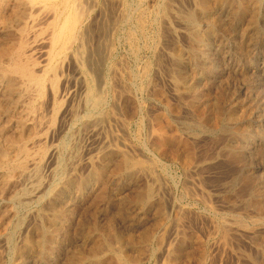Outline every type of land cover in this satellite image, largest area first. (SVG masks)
<instances>
[{
    "label": "bare ground",
    "instance_id": "bare-ground-1",
    "mask_svg": "<svg viewBox=\"0 0 264 264\" xmlns=\"http://www.w3.org/2000/svg\"><path fill=\"white\" fill-rule=\"evenodd\" d=\"M259 1L260 0H195V2H194L195 3V9H191V7H190V9H186L185 7H184L185 9H183L178 4L179 2L177 3V0H161L158 3L157 9H155L156 10V16L159 18L158 24H157L158 25L157 26L158 27V31H157L158 37H157V39L155 38L156 42L157 43L159 42L158 44H160V43L162 44V42H160L162 38L165 39V37H163V32L166 28H168L165 26V22L171 23L175 17L174 15H178L181 18L185 19V21L186 20L189 21L191 26H192V27L191 26L188 27L189 29L187 28V30L189 31L188 34L191 37V39L193 40L192 43H190V41H189L190 44L188 46H186L185 50H182L183 48L180 46V47H178V49H176V51L170 53L171 55H173V61H172L173 67H169V69L166 70L167 74L170 77L169 79H171L170 81H172V84L174 86L172 90L176 91V92L175 91H173V92H175L176 94L178 93V95H180V98H179L180 102H183V101H184L183 103L188 102L190 104V107L196 106V105H194V103L196 102V103H198V106H200L199 103H201V102H197V101H200V98H201L200 96L203 93L202 92L203 88H202L201 84L199 83L200 81L197 80L196 75L198 73H200V75H205V74H208L209 72H213V71H215V73L217 72L216 71L217 66H215L213 64V62H214L213 60H215V59L213 58V56H211L212 49H209L208 44H207L209 42V38H211L210 36H212L211 34L215 33V31L217 29L215 30L214 27H210L209 29L207 28L206 31H204L205 29L202 30V26L200 23L201 21L199 20L198 17L200 15H202L205 18V15L206 16L209 15V16H207V18H209V22L211 20V22L213 24L216 22L220 23V25L222 27L230 30L232 28V27L230 28V26H232L231 22L233 20L230 22L229 19H226L227 18L226 16H225L226 18H224L222 9L223 10L226 9V14L228 11L232 17H234V18L237 17V19H239V21L241 18H245V19L247 18V20L249 19V21H247V22H249V24L251 22L256 23L258 20L257 17L260 14L261 15L264 14V11L260 5L261 2L258 4ZM124 2H126V1H124ZM137 2H144V1L139 0ZM116 3H117L116 0H104L102 3H98V4H97V2H95V0L94 1L93 0H0V193L1 194L5 193L6 196L8 195L10 197V200L18 201L22 206H28L29 207L33 202L39 203V205H38L39 207L36 210V213H34V215L32 213V215L34 216L33 220H31V221L28 220V222H27V227H25L26 230L24 231L25 234L22 235V239H21L22 245L20 243L14 242L15 240L12 243L13 244L12 245V251L14 253V258H13V261L10 262V264H25V258H27L26 257L27 255H32L34 257H36L35 255H37V256L40 255L39 257H42L44 259V261L49 260V259L56 260V256L58 255L56 252L58 251L60 243L64 240H66L68 238V235L70 236V233L72 231L71 229L74 227L73 222L75 221L74 219H75L76 213L78 214L77 207H79V206L75 207L74 201H76L78 203L82 202V205L85 207L86 211L93 210L91 212H93L94 216L96 215V213L102 212L104 214L103 211L108 210V206L113 200V191H114L115 187H117L118 185H121V184H123V185L127 184V186H128V183H130V181L134 180L138 170L144 169V172H145V169H148L150 172L152 167H153V166L151 167V164L149 166H145V162L142 159L135 158L130 153V151H128V149H126V147L124 148L122 146L123 144L119 143L121 145L120 146L118 144V142H121V141L116 142L117 141L116 137L112 136V135L109 136L108 139H105L106 142H104V144H102V146L97 150L96 153H93V154L88 153L89 157L87 156L88 157L87 160L86 161L84 160L85 162H83L84 168H85L84 172L82 171V169L80 167V164H79L80 160L78 162H75L78 159H76L74 161V159H73L74 156H73V153L71 152L72 150L69 149L70 151H68V147H69L68 143H64V142H62L61 144L59 143L60 146L57 148L56 151L62 150L61 154L64 155V156H62L60 154L62 156L60 159L58 158V154L56 153V151L53 150V148L47 147V145H46V142L50 140V139L48 140V137L51 136V135L49 136L50 123H52V122H49L50 117H52L54 119L57 116H59L64 123H68V121L73 122L74 120H83L85 122H82L83 123L82 125H84V123H86V124L87 123H93V124L100 125V122H102L101 120H103L105 117H108V118H110V116L113 117L112 115H115L116 113L119 112V111L117 112L118 104H119L117 102V100H119V97L117 96V94H122L123 91L120 90V92L122 91V93H119V89H121V88H119L117 90V87H119V86L117 84L118 81L116 79H119L120 78L119 75H121V74L118 72L117 66L114 65V63L112 62V60H113L112 57L114 54L112 46H108L112 43V41H111V43H109V41L113 40L115 38V33L117 30V23H118V19L120 16V15L118 16L119 13H117L119 11H117V4ZM96 5H99V8H97ZM140 8H142V7L140 6L138 8L139 11H140ZM192 8H194V7H192ZM219 8H221V10H219ZM143 9H141V10H143ZM96 10H99L100 12L97 11L94 13V11H96ZM145 11L146 10H144V13H143V11H140L137 15L138 16V22L137 23L141 26V28L144 25L146 27V23H147L146 22L147 15L145 14ZM93 14H94V16H93ZM156 16H155V19H156ZM179 19H178V21H180ZM206 24H207V22H206ZM240 24L242 25V23H240ZM245 24H247V23H245ZM167 25H170V24H167ZM210 26H212V25H210ZM170 27L171 26H169V29H170ZM240 29H243V28H240ZM179 30H180V28H179ZM256 30H258V29H256ZM244 31H246V32H244V34H246L247 36L250 35L249 34L250 31H248L247 28H245ZM165 33H164V36H166ZM235 33L240 34V32H238V30ZM180 34H182V33L180 32ZM244 34H243V36H245ZM253 34H254V32H253ZM175 35H176V33H175ZM230 36H233V35H230ZM96 37H97L98 41L94 42V39ZM148 38H149V36H148ZM181 39H183V38H181ZM250 39H249V41H250ZM258 42H259V40H258ZM168 43H169V41H168ZM262 43H263V41H262ZM158 44H156V45H158ZM234 44H235V42H234ZM236 44H238V43H236ZM166 45H167V43H166ZM246 45L247 44H245V46ZM254 45H256V44H254ZM176 46H177V44H176ZM201 46H206V47L202 48ZM247 46H249V45H247ZM104 48H107L108 52L105 53ZM217 49H219V48H217ZM208 53H209V55H208ZM106 54L112 55V56L108 57ZM106 57H107V60L109 58V63H108L109 67L107 69V72L104 73L102 70V65L104 64V62L107 63ZM208 58L211 59V62H208L209 61ZM159 60H160V62L157 60L158 64H156V65H160V67L159 66L158 67L160 69L161 68L163 69V66L166 63H164L162 61V59H159ZM251 60H250V62H251ZM261 62L263 63V61H261ZM144 63L145 64L143 65L141 73H142V76L147 79V85L152 88L153 95H155L156 97L159 96L160 99L162 97H165V89L166 88L164 89V88L160 87V85L158 87L156 85V82H154L155 84L153 83V80L151 77L152 75L150 74V72L152 71V65H153L152 61H148V62H144ZM216 64H217V62H216ZM186 65L192 66V73L195 76V79H193L194 81H192V82H188L187 81L188 79H186V73L184 72L185 70H187V68L184 70V67ZM249 67H250V64H249ZM167 68H168V66H167ZM245 68L247 71L248 68L247 67H245ZM125 69H126V67H125ZM66 70H68V73L66 72ZM189 70H190V68H189ZM251 70H252V68H251ZM119 71H120V69H119ZM249 72H250V70H249ZM167 74H166V76H167ZM164 75H162V76H164ZM212 75H211V77H212ZM191 79H192V77H191ZM120 80L123 81L122 78ZM205 84H206V82H205ZM170 85H171V83H170ZM207 85H206V87H207ZM171 88H172V86L169 87V89H171ZM127 89H129V88H127ZM106 90H109L110 92L105 94ZM130 90L132 91V89H130ZM78 91L80 92V96H79V94L78 95L76 94V93H78ZM184 93H188V94L190 93V96L185 99L183 97ZM204 95H205V93H204ZM148 96H150V95H148ZM117 97H118V99H117ZM176 97H178V96H176ZM165 98L168 101L169 98H167V97H165ZM165 98H162V99L165 100ZM162 99H161V101H163ZM142 101H144V100H142ZM168 103H170V101ZM153 104H154V102H153ZM204 104H206V106H203L202 111L199 110V114H197V115H199V118L197 120L198 121L197 126L202 127V128L209 126L210 124H211V126L213 125V127H214V125L217 126V122L219 121L218 120L219 116L221 115V108L216 105V107L213 108V110H212V106H210V103H208L207 99L205 100ZM169 105H171V104H169ZM180 105H181V103L179 104V106ZM155 106H156V104H155ZM172 106H174V105H172ZM183 107L184 106H181V108H183ZM193 107H191V108H193ZM195 108H193L194 111H195ZM122 109H121V111H122ZM166 109H167V107H166ZM171 109H173V108H171ZM183 109H185V108H183ZM161 110H163V109H161ZM130 111H132V110H130ZM159 111H160V109H159ZM164 111H166V110H164ZM172 111H174V110H172ZM196 111L198 113V110H196ZM238 112H240V111H238ZM128 113H130L129 110H128ZM174 114H176V113H174ZM125 115L127 116V114H125ZM167 115L168 114H166L165 112L164 113H162V112L157 113L156 112L155 115L153 114L154 122H153L152 118L150 117V119H151L150 123L152 122V123L156 124L155 126L153 124L152 135H150L152 137V139H150V137H149V139L151 140V148H149V146H148V150H150L151 158H153L154 161L155 160H161V161L167 163V161L163 159L165 156H167V157H171L173 159H178V160L182 161L185 166H189V165L191 166V164L193 162L197 161L196 158L199 157V156H197V155H199V154H197L198 151H196L195 146L193 144H191L190 142L188 143L186 140H184V137H182L183 136L182 133H181L182 134L181 136H179L180 134L176 135V133H179L178 132L179 128H178V131H176V133H173L174 132L173 130H172V133H170L171 131H169V127L171 126V120L169 119V117ZM190 115H193V113ZM229 115L232 116L233 113L229 112ZM116 117H114V119ZM142 117H144V116H142ZM179 118H180V116H179ZM233 118H235V116ZM236 119H238V118H236ZM105 120H106V118H105ZM124 120H126V118ZM120 122H124V121H121V119H120ZM54 124H55V122H54ZM126 125H125V127H126ZM239 127H235L236 130L234 129V131L237 135H240V133H241L239 130ZM111 128H113V126ZM151 128H152V126H151ZM242 128H241V130H242ZM175 129L177 130V128H175ZM216 129H214V130H216ZM106 130H108V129H105V131ZM102 131H99V133ZM111 131H112V129L110 130V132ZM248 131H250V130H248ZM97 132H98V130H97ZM99 133H97V134L99 135ZM90 134H89V136H90ZM112 134H114V133H112ZM52 135H53V132H52ZM81 136H83V135H81ZM190 137H193V136H188L185 139H187V138L190 139ZM195 137H196V135H195ZM199 137H200V135H199ZM199 137H197L196 140ZM121 138H119V139H121ZM210 141H211V139H210ZM191 142H192V140H191ZM212 142H213V140H212ZM51 143L54 144L55 142L53 143V141H52ZM51 143L48 145L50 146ZM70 144H72V143H70ZM183 144L186 146L185 149L182 147L184 150L180 148V146ZM198 145H200V143ZM246 145H248V144H246ZM131 148H132V146H131ZM196 148H198V147H196ZM197 150H200V149L198 148ZM206 151H208V149ZM230 151H231L230 153H231V156L233 157V159L236 157L238 158V155L236 154L235 148H232V150L230 149ZM76 152L77 151L75 150L74 155H76L75 154ZM86 152H88V151H86ZM94 152H95V150H94ZM237 152H239V151L237 150ZM133 153H135V152H133ZM218 155L221 156V154H218ZM211 157H213V155ZM54 158L56 159L55 161H53ZM201 158L205 159L206 157L205 158L201 157ZM144 159H146V158H144ZM165 159H166V157H165ZM202 159H201V161H203ZM53 162H55L56 164H55V166L53 165L54 167L52 166L53 168H51V165L53 164ZM182 162H181V164H182ZM148 163H147V165H148ZM154 164H157V163L155 162ZM194 164L196 165V163H194ZM194 164L192 166H194ZM161 165H163V164H161ZM163 166H165V164ZM46 168L50 169L48 173L51 176H58V177H56L57 179L54 180L55 182L53 181L50 183L49 181H47L45 179V176H46L45 175L46 174L45 169ZM154 169H156V168H154ZM201 170L202 169H200L199 171H201ZM153 171L155 172V171H157V169L153 170ZM183 171L186 172L184 169H183ZM199 173H201V172H199ZM199 173L197 172V174H199ZM152 174H150V176ZM204 174H205V172L203 173V175ZM200 175L198 178L202 179L203 177L200 178L201 177ZM146 176H147V174H146ZM205 176H207V175H205ZM219 178H220V176H219ZM47 179H48V177H47ZM149 179H151V178H149ZM154 179L155 178L152 179V182L154 181ZM206 179L209 180L210 178L207 177ZM214 179L217 180L216 177ZM214 179H211V180L214 181ZM139 180H140V178H139ZM189 180H192V179L189 178ZM189 180H187V181H189ZM202 180H205V179H202ZM194 181H196V180H194ZM250 181H251V179H250ZM209 182H207V183H209ZM193 183H195V182H193ZM226 183H224V184H226ZM259 184H261V183H259ZM187 185H190V184H187ZM194 185H196V184H194ZM208 185L204 184L203 186L207 187ZM249 185H251V184H249ZM249 185H246V186H248L247 189L249 188ZM154 186L151 184L147 185L146 187L142 185V188H141V185H140L141 190L138 188V186L133 188V192L130 195L131 200L134 201L133 203H135L139 206H147L149 203H152V201H155V200H153V198H154V193H155L154 188H156V185H154ZM192 186L193 185H191V187ZM213 186L218 187V185H213ZM143 187H145V188L143 189ZM186 187L189 188V186H186ZM196 187L198 188L197 185H196ZM201 187H202V184H201ZM206 187H204V188H206ZM221 187H223V186H221ZM166 188H168V190H170L169 187H166ZM199 188L197 191L198 193H199V191H202V190H199ZM208 188L211 189L210 190V192H211L212 188L211 187H208ZM243 188H244V186H243ZM251 188H252V190L254 189L253 186H251ZM194 189H196V188H194ZM194 189H192V190H194ZM109 190H111V192ZM192 190H190V192ZM187 191H189V190H187ZM187 191H186V193H187ZM194 191L196 192V190H194ZM213 191H214V188H213ZM222 191L224 192L225 190H222ZM222 191L220 190V192H222ZM242 191L244 192V190H242ZM71 192H74L75 194H73L72 196H69V194ZM119 192L121 193V191H119ZM163 192H165V191H163ZM195 192H193L192 194L194 195ZM203 192H204V196H205L206 192L205 191H203ZM203 192H202V194H203ZM253 192H254V190H253ZM261 192L260 193L257 192L256 199L254 198L256 202L253 201L254 203L257 204V208H258V205L261 206ZM122 193H124V191ZM183 193H184V191H183ZM198 193H197V196H198ZM226 193H228V192H226ZM224 194H225V192H224ZM120 195H122V194H120ZM159 195H160V193H159ZM207 195H209V194H207ZM243 195L244 194H242V196L241 195L240 196L243 197ZM253 195H254V193H253ZM236 196H235V199H236ZM159 197L161 198L162 196L160 195ZM200 197H203V196H200ZM213 197H214V194H213ZM227 197H229V196H227ZM227 197H225V198H227ZM253 197L254 196H252V198ZM205 198L207 200H209V198H207V196H205L203 199H205ZM243 198H241V199L243 200ZM114 199H115V197H114ZM206 199H205V201H206ZM210 199H211V194H210ZM237 199H238V196H237ZM229 200H231V199H229ZM232 200H234V199H232ZM218 201L219 200H217L216 202H218ZM225 201L227 202V199ZM239 201H241V200H239ZM170 202H171V200H170ZM123 203H125V202H123ZM123 203L121 204L122 205L121 209L123 208ZM223 203H225V202L223 201ZM169 204H171V203H169ZM169 204H167L165 201L163 202L162 200L158 202L156 208L160 212L161 216L159 219H157V221L155 220L156 223L155 222H154L155 224L153 223L154 226L151 225L153 228L149 227L145 230L146 233L144 232L143 233L144 237H142L143 239L141 238L143 243L147 242L152 237L154 238L155 235L157 236L156 231L159 228V226H161V225H164L163 229H165L166 233L171 231L172 225L170 224L171 223L170 221L172 219L173 212H172V208ZM176 204L179 205V203H176ZM209 204L212 205L211 202ZM214 204H216V203H214ZM236 204H238V203H236ZM223 205H227V204H223ZM223 205H221V206L223 207ZM263 205H264V203H263ZM10 206H12V204ZM227 206H229V205H227ZM227 206H225V207L227 208ZM13 207L15 208L14 205H13ZM173 207H174V205H173ZM181 207H183V206H181ZM234 207H235V205H234ZM212 208L214 209L216 207H212ZM226 208L224 210H226ZM232 208H233V206H232ZM238 208H240V207H238ZM261 208H260V210H262ZM4 209H7V208H4ZM18 209H19V206H18ZM183 209H185V208H183ZM188 209H189V207H188ZM1 210H2V208H1ZM8 210H9V206H8ZM8 210H2L1 211L2 213H3V211H5L4 212L5 215L4 214L2 215L0 213V238H3L4 240L11 242L14 239L13 234L16 231H18L19 229H22L24 224L26 225V222H25L26 217L24 216L25 217L24 218L22 215H20L18 213V210H16V209L12 210L11 209V215H9V217L6 218V216H7L6 211H8ZM240 210H241V212L243 211L242 209H240ZM260 210L259 211L257 210V212H260V214H261L263 211L261 212ZM119 211H120V209H119ZM142 211H144V210L142 209ZM8 212H10V211H8ZM178 212H181V211H178ZM188 212H190V211L188 210ZM209 213H210V211H209ZM89 214H87V215H89ZM124 214L126 215V212ZM176 214H177V212H176ZM189 214H191V213H189ZM220 214H221V212H220ZM242 214H243V212L241 213V215ZM97 215H99V214H97ZM177 215H178V222H180L182 219H185L184 217H186V214L184 215L183 211H182V213H180V214L178 213ZM177 215H174L173 218ZM223 215L225 216V214H223ZM94 216H93V218H94ZM210 217H212V216H210ZM221 217H222V215H221ZM240 217L241 216H239V220H240ZM193 218L194 217L189 218L187 220H190V219L193 220ZM197 218H199V217H197ZM204 218L206 219L205 216H204ZM213 218H215V217H213ZM256 218H254V221L256 220ZM132 219H134V218H132ZM138 219L139 218H137L136 221H138ZM210 219H212V218H210ZM235 219L236 218H234V220ZM80 220H82V219H80ZM108 220H110V219H108ZM192 220H190V221H192ZM237 220H238V218H237ZM242 220H243V217H242ZM197 221L195 220V222H197ZM221 221H223V220H221ZM254 221H252V222L255 223ZM258 221H259V219H258ZM185 222L181 225H184ZM203 222L205 223V221H203ZM242 222L243 221L240 220L239 224H242ZM75 223L77 224L76 221H75ZM175 223H176V221H175ZM211 223H209V224H211ZM213 223H215V222H213ZM233 223L235 224L237 222L233 221ZM257 224H258V222H257ZM102 225H103L102 223L101 224L99 223V220L95 219L94 222L91 224V227H90V228H92V233H89V234H87L88 236L87 235L85 236L87 238L93 236L92 238H90L89 243L87 242L89 245L90 251L88 252V257L86 260L82 261V259L80 258L82 262L79 261L81 263H78L77 258H79V257L76 256L77 257L76 259H75V256L74 257L71 256V257L67 258L69 256L68 255L65 258L66 259L65 261L61 260L62 263H64V264H84V262H85L86 264H104L106 262V259L110 260V259H114V258H115L114 260L117 259L116 260L117 264H128V263H130V261H132L131 259L133 258V256L131 258V256H129L128 253H126L127 251L125 250V247L123 245L124 243L121 240V236H122V235H120L121 232L114 226L113 223L111 224L109 229L105 228ZM200 225H201V223H200ZM215 225H217V224H215ZM225 225H226V222H225L224 226ZM227 225H228V223H227ZM244 225H246V223ZM207 226H208V223H207ZM85 227L87 228V226H85ZM240 227L246 228L245 226H240ZM154 228H157L156 231H154ZM205 228H204V230H205ZM194 229H195V227H194ZM230 229H232V227L229 228V230L227 228L223 229V231L221 230L223 233L222 238L225 239V241L226 240L228 241ZM209 231H212V226H211V229H209ZM214 231L216 233L218 230L217 231L214 230ZM236 231H232V232L236 233ZM18 232L20 233V231H18ZM131 232H132V230H131ZM207 233L209 234V232H207ZM241 233H238V234L241 235ZM261 233H259V235ZM185 235H186V233H185ZM231 235H233V234H231ZM239 235H236V236L239 237ZM129 236H131V235H129ZM209 236H207V237H209ZM162 237H164V236L162 235ZM241 237H242V235H241ZM170 238L172 240L174 239V237L172 238L169 235V239ZM187 238L188 237L182 239V241H179L180 237H178L177 239L180 243H177V245L175 243V245L172 246L173 242L176 241V238H175L173 240L172 244L171 245L169 244L172 247V248H170L171 250L168 247H166L168 250V253H169V255H168L165 252V254L167 255L166 257L169 256L167 258V262L165 260V262L167 264H182L185 260L184 258L189 257L192 254H194V251H192L193 252L192 253L189 248H187V247H186L187 249L185 248V242H186ZM189 239H190V237H189ZM204 239H205V237L203 238V241H204ZM229 239L234 240L233 236H229ZM256 239H257V237H256ZM236 240H237V238H236ZM236 240H234V241H236ZM259 240L257 239V241H259ZM17 241H18V238H17ZM241 241H240V243H241ZM228 242H230V241H228ZM236 242H238V241H236ZM224 243L222 244V246L226 245V243L225 244ZM256 243H258V242H256ZM192 244H193V242H192ZM229 244H232V243H228V245ZM261 244H262V242H261ZM194 245H196V243ZM197 245H199V244H197ZM238 245H239V243L237 244V246ZM199 246H201V245H199ZM263 246H264V244H263ZM143 247H145V246H143ZM202 247H203V244H202ZM234 247L232 245L231 249ZM224 248H226V246ZM242 248L243 247H241V249ZM148 249H149V247H148ZM4 250H3V252H4ZM74 250L75 249H73V252L75 253L76 250L75 251ZM161 251H163V250H161ZM203 251H205V248ZM210 251H212V250H210ZM243 251H245V248ZM246 251H249V250L246 249ZM195 252H197V251H195ZM1 253H0V255H1ZM84 253H82L84 256L82 254L80 255L82 258L85 257V255H86ZM203 253H202V255H203ZM208 253H209V251H208ZM212 253H210V255ZM234 253H235V251H234ZM246 253H248V252H246ZM107 254H111L113 258H109V255L107 258ZM165 254H163V255H165ZM215 254L216 253H214V256H215ZM217 254H218V251H217ZM202 255H201L200 259L197 260V264H204L203 261L205 259L203 260L204 255L203 256ZM247 255H249V254H247ZM262 256H264V255H262ZM166 257L164 259H166ZM196 257H199V255ZM196 257L194 259H196ZM215 257H217V256H215ZM229 257H231V256H229ZM252 257H253V255H252ZM252 257L250 260L253 261ZM263 258L264 257H262V259ZM1 259H3V257ZM161 259L162 258H160V260ZM186 259H188V258H186ZM210 259H212L211 256H210ZM219 259H217V260H219ZM256 259H257V257H256ZM3 261L0 260V264H5V262H3ZM57 262H59V261H57ZM59 263H61V262H59ZM238 263H239V261H238ZM106 264H108V263H106ZM183 264H185V263H183ZM211 264H212V262H211ZM214 264H215V262H214ZM240 264H242V262H240ZM261 264H264V263L262 262Z\"/></svg>",
    "mask_w": 264,
    "mask_h": 264
},
{
    "label": "rangeland",
    "instance_id": "rangeland-1",
    "mask_svg": "<svg viewBox=\"0 0 264 264\" xmlns=\"http://www.w3.org/2000/svg\"><path fill=\"white\" fill-rule=\"evenodd\" d=\"M103 1L102 0H97V1L95 0V2H97V4L98 3H102ZM124 1H126V2H124ZM137 1H139V0H133V1L132 0H116V2H117L116 3L117 4V11H119L117 13H119L118 16L119 15L120 16H119L118 23H117V30H116V33H115V38L113 40H110L109 43H111V41H112V43L110 45H108V46H112V49L114 51V54H113V57H112V59H113L112 62L114 63V65L117 66V70L121 74V75H119L120 78L119 79H116L118 81L117 84L119 86V87H117V90L119 88H121V89H119V93H122V91H123L122 94H117V96L119 97V100H117V102L119 103L118 104L117 112L118 111L119 112L116 113L115 115H112L113 117H111V116H110V118L105 117L106 120H105V118L103 120H101L102 122H100V125L93 124V123H87V124L84 123V125H82L83 124L82 122H85L83 120H74L73 122L70 121L71 123L69 121H68V123H64L59 116H57L54 119L52 117H50L51 119L49 118V122H52V123H50L49 136L50 135L51 136L48 137V140L49 139L50 140L46 142V145H47V147L53 148V150L56 151L57 148L60 146L59 143L60 144L62 142L68 143V146H69L68 147V151L72 150L71 152L73 153V156H74L73 159H74V161L76 159H78L75 162H78L80 160L79 161L80 162L79 164H80V167H81L82 171L84 172L85 171V168H84V163L83 162H85L87 160V158L89 157V154L96 153L97 150L102 146V144H104V142H106L105 139H108V137L112 135V136H115L116 137V140H117L116 142L121 141V142H118V144L119 143L123 144L122 146L124 148L126 147V149H128V151H130V153L135 158L142 159L145 162V166H149L151 164V167L152 166L153 167H152V169H151L150 172H149L148 169H145V172H144V169L143 170H138L137 173H136V176H135L134 180L133 181H130V183H128V186H127V184H124V185L121 184V185H118L117 187H115V189L113 188L114 189V191H113V200L109 204L108 210L107 211H103L104 214L101 212V213H96V215L94 216L93 212H91L93 210L86 211L85 207L82 205V202H79L78 203V202L74 201L75 202V207L79 206V207H77L78 214L76 213V216H75V219H74L77 222V224L75 223V221L73 222L74 223V227L71 229L72 231L70 233V236L68 235V238L60 243V246L58 248V251L56 252L58 254L56 256V260L49 259V260L44 261V259L42 257H39L40 255L39 256L35 255L36 257H34L32 255H27L26 257L28 259L25 258V264H58L59 262H61L59 264H64V263H62L61 260L65 261L66 260L65 258L68 255L69 256L67 258H69L71 256L72 257L75 256V259H76L77 257H79V258H77L78 261L76 260L78 263H81L82 261L86 260L87 257H88V252L90 251L89 250L88 243H89L90 238H92L93 236L92 237H89V238H87L85 236L87 234H89V233H92V228H90V227H91V224L94 222L95 219L99 220V223L100 224L102 223L103 224L102 226H104L105 228H108V229L111 226V224L113 223L114 226L121 232V234H120V235H122L121 236V240L124 243L123 245L125 247V250L127 251L126 253H128V255L131 256V258H132V256L134 258V259L132 258L131 259L132 261H130V263H128V264H146V263L147 264H160V263L161 264H165L167 262V258L169 257V256L166 257L167 256L166 254L169 255L168 250H167L166 247H168L169 249L172 248L170 245L172 244V242H173V240L175 238H176V241L173 242V245L172 246H174L175 243L177 245V243H180L179 241H182V239H184L186 237H188V238H187V240L185 242V248L186 247L189 248L191 250V252L194 251V254H192L189 257H186L188 259L184 258L187 261L186 262L184 260L183 263H185V264H187L188 262L190 264L191 263L192 264H197V260L200 259V257H201V255H202L203 252H204L203 253L204 256L202 255L203 256V260L205 259L203 261L204 264H208V263L211 264V262H212V264H214V262H215V264H229V263L230 264H240V262H242V264H252V263L253 264H261L262 262L264 263V258L262 259V257H264V256H262V255H264L263 254L264 253V246H263V244H264V237H263L264 236V234H263L264 233V214H263L264 213V205H263V203H264V198H263L264 197L263 196L264 195V189H263L264 188L263 187L264 186V183H263L264 182V69H263L264 68V66H263L264 65V14H262V15L260 14L257 17L258 20H257L256 23L255 22H253V23L251 22L249 24V22H247V21H249V19L247 20V18L246 19L245 18H241L240 19L241 22H240L239 19H237V17L236 18L232 17L228 11H227V14H226V9H224V10L222 9L224 18L227 17L226 19H229L230 22L233 20L231 22L232 26H230V28L232 27L230 29L231 31L229 29H226V28L222 27L220 25V23H217L216 22L217 24L216 23L213 24L211 22V20L209 22V18H207V16H209V15H207V16L205 15V18L202 15H200L198 17L199 20L201 21L200 23H201V26H202V30L205 29L204 31H206L207 28L209 29L210 27H214L215 30L217 29L215 31V33L211 34L212 36H210L211 38H209V42L207 43L209 49H212L211 56H213V58L215 59V60H213L214 61L213 64L215 66H217L216 67L217 70L215 69L217 72L215 73V71H213V72H209L208 74H205V75H200V73H198L196 75L197 80L200 81V82L199 81L198 82L201 84V86L203 88V90H202L203 93L200 96L201 97L200 98V101H197V102H201V103H199V105L201 107L198 106V103H196V102L194 103V105H196L197 107L196 106H194V107L191 106L193 108L196 107L195 108V111H194V109L190 107V104L188 102L187 103L189 105L187 103H183L184 101L183 102H180V99H179L180 98V95H178V93L176 94L175 93L176 92L175 90H172L174 86L172 84V81H170L171 79H169L170 78L169 75L166 72V70L169 69V67H173L172 66V64H173L172 63V61H173V55H171L170 53L176 51V49H178V47H180V46L183 48L182 50H185L186 49V46H188L193 41L191 39V37L189 36V34H188L189 31L187 30V28L191 26L190 22L187 21V20L185 21V19L181 18L178 15H174L175 16L174 19H173L174 22L173 21L171 23L165 22V26L168 27L163 32V37H165V39L162 38L161 41H160V42H162V44L161 43L158 44L159 42L157 43L156 42V39L158 37V35H157V31H158V27L157 26L158 25L157 24H158L159 18L156 16V10L155 9H157V7H158L157 5H158V3L161 0H143L144 2H137ZM194 2H195V0H177V3L183 9H185V8L186 9H190V7H191V9H195V3ZM260 2H261V4H260L261 5V8L264 11V0H260L258 2V4ZM140 6L142 7V8H140V11H143V13H144V10H146L145 11V14L147 15V17H146L147 18L146 19V22H147L146 23V27L144 25L142 28L137 23L138 22V16L137 15L140 12L138 10V8ZM96 7L99 8V5H96ZM192 7H194V8H192ZM141 9H143V10H141ZM219 10H221V8H219ZM97 11H99V10L94 11V13L97 12ZM93 16H94V14H93ZM155 16H156V19H155ZM178 19L180 21H178ZM148 22L149 23L151 22V23L149 24ZM206 22H207L208 25L206 24ZM240 23H242V25ZM245 23H247V24H245ZM167 24H170V25H167ZM210 25H212V26H210ZM169 26L172 27V28L170 27L171 30L169 29ZM179 28H180V30H179ZM240 28H243V29H240ZM245 28H247L248 31H250L249 32L250 35L247 36L246 34H244V32H246V31H244ZM236 29L238 30V32H240V34L239 33H237V34L235 33V32H237ZM256 29H258V30H256ZM174 32L176 33V35H175ZM180 32L182 34H180ZM253 32H254V34H253ZM164 33H165L166 36H164ZM243 34L245 36H243ZM230 35H233V36H230ZM148 36H149V38H148ZM181 38H183V39H181ZM249 39H250V41H249ZM167 40L169 41V43H168ZM258 40H259V42H258ZM97 41H98V39L96 37L94 39V42H97ZM189 41H190V43H189ZM262 41H263V43H262ZM234 42H235V44H234ZM166 43H167V45H166ZM236 43H238V44H236ZM156 44H158V45H156ZM176 44H177V46H176ZM245 44H247L249 46H247V45L245 46ZM254 44H256V45H254ZM206 46H201V47L204 48ZM217 48H219V49H217ZM104 52L105 53L108 52L107 51V48H104ZM208 55H209V53H208ZM107 56L108 57H111L112 55H107ZM156 59L159 62H160L159 59H162V61L164 63H166V64H164L163 69L162 68L161 69L159 68L160 65H156V64H158V61ZM106 60H107V57H106ZM250 60H251V62H250ZM148 61H152V64H153L152 65V71L150 72V74L152 75L151 77H152L153 83L156 82V85L158 87L160 85V87H162L164 89L166 88L165 89V97L169 98L168 101H167V99L165 97H162V98H165V100H163L161 98L163 100V101H161V99L159 98V96L156 97L155 95H153L152 88L147 85V79L142 76V73L141 72H142L143 65L145 64L144 62H148ZM261 61H263V63ZM208 62H211V59H209ZM216 62H217V64H216ZM108 63H109V58L107 60V63L104 62V64L102 65V70H103L104 73L107 72V69L109 67L108 66ZM249 64H250V67H249ZM167 66H168V68H167ZM186 66L184 67V70L187 68V70L184 71L186 73V79H188L187 80L188 82H192V81H194L193 79H195V76L192 73V66L191 65L190 66L189 65H186ZM125 67H126V69H125ZM245 67L248 68L247 71H246V68ZM189 68H190V70H189ZM251 68H252V70H251ZM119 69H120V71H119ZM249 70H250V72H249ZM66 72L68 73V70H66ZM166 74H167V76H166ZM162 75H164V76H162ZM211 75H212V77H211ZM191 77H192V79H191ZM121 78H122L123 81L120 80ZM205 82H206V84H205ZM170 83H171V85H170ZM206 85H207V87H206ZM171 86H172V88L169 89V87H171ZM127 88H129V89H127ZM130 89H132V91ZM120 90H122V91L120 92ZM173 91H175V92H173ZM109 92H110L109 90H106L105 94H107ZM204 93H205V95H204ZM76 94L77 95L79 94V96H80V92L79 91ZM148 95H150V96H148ZM176 96H178V97H176ZM189 96H190V93L189 94L188 93H184L183 94V97L185 99L187 97H189ZM118 97H117V99H118ZM206 99L208 100V103H210V106H212V110H213V108L216 107V105L221 108V115L219 116V119H218L219 121L217 122V126L214 125V127H213V125L211 126V124H210L209 126H206V127H203L202 128V127H198L197 126V122H198L197 120L199 118V115H197V114H199V110L202 111V109H203L202 107L203 106H206V104H204ZM142 100H144V101H142ZM169 101H170V103H168ZM153 102H154V104H153ZM180 103H181V105L179 106ZM155 104H156V106H155ZM169 104H171V105H169ZM172 105H174V106H172ZM181 106H184L183 108H185V109L181 108ZM166 107H167V109H166ZM171 108H173V109H171ZM121 109H122V111H121ZM159 109H160V111H159ZM161 109H163V110H161ZM128 110H129L130 113H128ZM130 110H132V111H130ZM164 110H166V111H164ZM172 110H174V111H172ZM196 110H198V113H197ZM238 111H240V112H238ZM154 112L155 113L156 112L157 113H161V112L164 113L165 112L166 114H168L167 116L171 120V126L169 127V131H171L170 133H172V130L174 131L173 133H176V131H178V128H179V131H178L179 133H176V135H179L180 134L179 136H181L183 134L182 137H184V140H186L188 143L190 142L191 144H193L195 146L196 151H198L197 154H199L197 156H199V157L196 158V160H197L196 162H193L191 164V166L189 165L190 167L189 166H185L183 164V162L180 161V160H178V159H173V158L167 157V156H165L166 159H165V157L163 158L164 160L167 161V163H165V162H163L161 160H155L154 161V159L151 158L150 150H148V146H149V148H151V140L150 139H152V137L150 135H152L153 124H154V126L156 125L155 123H152V122L150 123V121H151L150 117L152 118V120L154 122V119H153V117H154L153 114L155 115ZM229 112H232L233 115L230 116L229 115ZM174 113H176V114H174ZM192 113H193V115H190ZM125 114H127V116ZM142 116H144V117H142ZM179 116H180L181 119L179 118ZM234 116H235V118H233ZM114 117H116V118L114 119ZM124 117L126 118V120H124L125 119ZM119 118L121 119V121H124V122H120V119ZM236 118H238V119H236ZM53 121L55 122V124H54ZM125 125H126V127H125ZM112 126H113V128H111ZM151 126H152V128H151ZM235 127H239V130L241 132L240 135H237L235 133V131H234V129L236 130ZM175 128H177V130ZM241 128H242V130H241ZM105 129H108V130L105 131ZM111 129H112V131L110 132ZM214 129H216V130H214ZM97 130H98V132H97ZM248 130H250V131H248ZM99 131H102V132L99 133ZM52 132H53V135H52ZM97 133H99V135ZM112 133H114V134H112ZM89 134H90V136H89ZM81 135H83V136H81ZM195 135H196V137H195ZM199 135H200L201 138L199 137ZM185 136L186 137L193 136V137H190V139H188V138L185 139L186 138ZM149 137H150V139H149ZM197 137H199L200 139L198 138L196 140ZM119 138H121V139H119ZM210 139H211V141H210ZM51 140L53 141V143L55 142L54 143L55 145L51 143L52 142ZM191 140H192V142H191ZM212 140H213V142H212ZM50 143H51V145L49 146L48 144H50ZM70 143H72V144H70ZM199 143H200V145H198ZM246 144H248V145H246ZM131 146H132L133 149L131 148ZM182 147L184 149L186 148V146L184 144L180 146L181 149H183ZM196 147H198L201 151L200 150H197L198 148H196ZM232 148H235L236 149V154L238 155V158L236 157V158L233 159V157L231 156L230 149L232 150ZM207 149H208V151H206ZM75 150L77 151L75 153L76 155H74V151ZM94 150H95V152H94ZM237 150L239 152H237ZM61 151L60 150L56 151V153L58 154V158L59 159L62 156H64L63 154H61ZM86 151H88V152H86ZM133 152H135V153H133ZM218 154H221V156L218 155ZM212 155H213L214 158L211 157ZM201 157H204V158L206 157V158L205 159H202ZM144 158H146V159H144ZM201 159L203 161H201ZM55 160L56 159L54 158L53 161H55ZM155 162L157 164H154ZM181 162H182V164H181ZM147 163H148V165H147ZM194 163H196L197 166ZM55 164L56 163L53 162V164L51 165V168H53L55 166ZM161 164H163V165L165 164V166H163ZM193 164H194V166H192ZM154 168H156L157 171L154 172L153 170H156ZM183 169L186 172H184ZM200 169H202V170L199 171ZM45 170H46L45 171L46 172L45 179L47 181H49L51 183V182H53L54 180L57 179L56 177H58V176H51L48 173L50 169H47L46 168ZM203 171L205 172L204 175H203V173H204ZM197 172L198 173L201 172V173L197 174ZM145 173L147 174V176H146ZM149 173L150 174L153 173L151 175L152 177L150 176ZM199 175L201 176L200 178L203 177L202 179H205V180L199 179L198 178ZM205 175H207V176H205ZM219 176H220V178H219ZM47 177H48V179H47ZM205 177L206 178L208 177L210 179L208 180ZM215 177H216L217 180L214 179ZM139 178H140V180H139ZM149 178H151V179H149ZM153 178H155V179L152 182V179ZM189 178L192 179V180H189ZM193 179L196 180V181H194ZM211 179H214V181L211 180ZM250 179H251V181H250ZM187 180H189V181H187ZM193 182H195V183H193ZM207 182H209V183H207ZM224 183H226V184H224ZM259 183H261L262 185L259 184ZM149 184H151L153 186L156 185V188H154L155 193H154V198H153V200H155V201H152V203H149L150 205L148 204L147 206H139V205L133 203L134 201L131 200V198H130V195L133 192V188H135V187L138 186V188L140 189V185H141V188H142V185L146 187ZM187 184H190V185H187ZM194 184H196L198 186V188L200 187L201 189L199 188V190H202V191H199V193H198L197 192L198 191V188ZM201 184H202V187H201ZM204 184L205 185H208L209 184V185L206 187V186H203ZM249 184H251V185H249ZM191 185H193V186L191 187ZM213 185H218V187L217 186L215 187ZM246 185H249V188L248 189H247L248 186H246ZM186 186H189V188L191 187L192 189L196 188V189H194V190H196V192L194 190H192L191 188L189 189ZM221 186H223L224 188L221 187ZM243 186H244V188H243ZM251 186H253L254 192H253ZM145 187H143V189ZM166 187H169V189L171 191L168 190V188H166ZM204 187H206V188H204ZM208 187H211L212 188V191L211 192H210L211 189L208 188ZM213 188H214V191H213ZM219 189L221 191L222 190H225L224 191L225 194H224L223 191L220 192ZM187 190H189V191H187ZM190 190H192V191L190 192ZM242 190H244V192ZM109 191L111 192V190H109ZM119 191H121V193ZM123 191H124V193H122ZM163 191H165V192H163ZM183 191H184V193H183ZM186 191H187L188 194L190 193L189 194L190 196L186 193ZM203 191L206 192V195L205 196H207V198H209V200H207L205 198L206 199V201H205V199H203L205 197ZM193 192H195L194 195L192 194ZM202 192H203V194H202ZM226 192H228V193H226ZM257 192H259V193L261 192V206L258 205V208H257V204L253 202L256 199ZM159 193L162 196L161 197L162 199L159 197L160 196ZM197 193H198V196L199 197L197 196ZM253 193H254V195H253ZM73 194H75V193L74 192H71L69 194V196H72ZM120 194H122V195H120ZM207 194H209V195H207ZM210 194H211V199H210ZM213 194H214V197H213ZM242 194H244L246 197L244 195H243L244 198L241 197ZM236 195L238 196V199H237V196ZM200 196H203V197H200ZM227 196H229V197H227ZM235 196H236V199H235ZM252 196H254V197L252 198ZM114 197H115V199H114ZM225 197H227V198H225ZM165 198L166 199L168 198L169 200L168 199L166 200ZM228 198L231 199V200H229ZM241 198H243V200ZM224 199L225 200L227 199V202ZM232 199H234V200H232ZM161 200L163 202L165 201L167 204L171 203V204H169L171 206L172 212H173L172 219L170 221L171 222L170 224L172 225V226L170 225L171 226V231L168 232V233H166L165 232V229H163L164 228V225H161V226H159L158 229L157 228H154V231H156V229H157V231H156L157 232V236L155 235L154 238L152 237L150 240H148L147 242L143 243L142 240H141V238L144 237V234L143 233L145 232V230L147 228H149V227L150 228H153L152 226H154V224L156 223L157 219H159L160 216H161L160 215V212L156 208L158 202L161 201ZM170 200H171V202H170ZM217 200H219V201L216 202ZM222 200L225 203H223ZM239 200H241V201H239ZM13 201L14 200H10V197L8 195L6 196L5 193H3V194L0 193V213L2 215L3 214L5 215V213H4L5 211H3V213L1 211L2 210H8V206H9V210L8 211H10V212L6 211V215H7L6 218H8L9 215H11V209L12 210L13 209H16V210H18V213L20 215H22L23 217L24 216L26 217V218L24 217L25 218L26 225L24 224L23 228L18 230V231H20V233L18 231H16L13 234V238L14 239L11 242H8L7 240H4L3 238H0V250H1L0 253L2 252L1 255H0L1 256L0 257V260H2V261L4 260L3 262H5V264H10V262L13 261L14 253L12 251V245H13L12 243L15 240L14 242H17V243H20L21 244V242H22V240H21L22 239V235L25 234L24 231L26 230L25 227H27V222H28V220L29 221L33 220V217H34L33 215H34V213H36V210L39 207L38 206L39 205L38 202H33L28 207V206H22L18 201H14V202ZM123 202H125V203H123ZM210 202H211L212 205L209 204ZM213 202L216 203V204H214ZM122 203H123V208L121 209V206H122L121 204ZM174 203L175 204L176 203H179V205L178 204L175 205ZM236 203H238V204H236ZM11 204H12V206H10ZM220 204L221 205L227 204L229 206L223 205V207H222ZM13 205L15 206V208L13 207ZM173 205H174V207H173ZM231 205L233 206V208H232ZM234 205H235L236 208L234 207ZM18 206H19V209L20 210L18 209ZM181 206H183V207H181ZM211 206L212 207H216L217 209L216 208L213 209ZM225 206H227V208ZM188 207H189V209H188ZM238 207H240V208H238ZM1 208H2V210H1ZM4 208H7V209H4ZM183 208H185V209H183ZM225 208H226V210H224ZM260 208L262 210H260ZM119 209H120V211H119ZM142 209L144 211H142ZM240 209L243 210L242 211L243 212L242 215H241L242 212H241ZM188 210L190 212H188ZM257 210L258 211L260 210L261 212L262 211L263 212L260 214V212H257ZM178 211H181V212H178ZM182 211H183V214L184 215L186 214V217H184L185 219L189 216L187 219L194 217L193 220L190 219V220H192V221H190V220H187V219L186 220L185 219H182L180 222H178V215L177 214L178 213L179 214L182 213ZM209 211H210V213H209ZM125 212H126V215L127 216L124 214ZM176 212H177V214H176ZM220 212H221V214H220ZM32 213H33V215H32ZM189 213H191V214H189ZM87 214H89V215H87ZM97 214H99V215H97ZM223 214H225V216ZM106 215L107 216L109 215V216L107 217ZM174 215H177V216H175L173 218ZM221 215H222V217H221ZM93 216H94V218H93ZM204 216L206 217V219L204 218ZM210 216H212V217H210ZM239 216H241L240 217V220L243 221L242 222L243 225L242 224H239V222H240ZM197 217H199V218H197ZM213 217H215L216 219L213 218ZM242 217H243V220H242ZM132 218H134L135 220L132 219ZM137 218H139L138 221H136ZM210 218H212V219H210ZM234 218H236V219L234 220ZM237 218H238V220H237ZM254 218H256L255 221H254ZM80 219H82V220H80ZM108 219H110L111 221L108 220ZM258 219H259L260 222L258 221ZM195 220L196 221L198 220V221L195 222ZM221 220H223V221H221ZM232 220L234 222H237V223L234 224ZM175 221H176L177 224L175 223ZM203 221H205V223ZM252 221H254L255 223H253ZM256 221L258 222V224H257ZM184 222H185V224L184 225H181ZM213 222H215V223H213ZM225 222H226V225H225L226 227L224 226ZM200 223H201V225H200ZM207 223H208V226H207ZM209 223H211V224H209ZM227 223H228V225H227ZM245 223H246L247 226L244 225ZM215 224H217V225H215ZM85 226H87V228ZM211 226H212V231H209V229H211ZM240 226H245L246 228H243V227L241 228ZM194 227H195V229H194ZM231 227H232V229H230L229 236H233L234 240H236V238H237L236 241H238V242L234 241L233 239L230 240L229 239V236H228V241H230V242H228L227 240L225 241V239L222 238V234H223L222 231H223V229H226L227 228L229 230V228H231ZM204 228H205V230H204ZM131 230H132V232H131ZM214 230H216V231L218 230V231L215 233ZM232 231H236V233L235 232H232ZM207 232H209V234ZM185 233H186V235H185ZM238 233H241L242 237ZM259 233H261V234L259 235ZM231 234H233V235H231ZM129 235H131V236H129ZM162 235L164 237H162ZM169 235L172 238L174 237V239L173 240L171 238L169 239ZM236 235H239V237L236 236ZM207 236H209V237H207ZM178 237H180L179 241L177 239ZM189 237H190V239H189ZM192 237L193 238L195 237L196 239L194 238L195 239L194 240ZM204 237H205V239L203 241V238ZM256 237H257L258 240L259 239L260 240L257 241ZM17 238H18V241H17ZM187 241L188 242L190 241L191 243L190 242L188 243ZM240 241H241V243H240ZM192 242H193V244H192ZM224 242L226 243V245H223L222 246V244ZM256 242H258V243H256ZM261 242H262V244H261ZM195 243H196V245H194ZM228 243H232V244H229L228 245ZM238 243H239V245L237 246ZM167 244L168 245L170 244V245L168 246ZM197 244H199L201 246H199ZM202 244H203V247H202ZM230 245L231 246L233 245V247L235 246L236 248L234 247V248L231 249V246ZM143 246H145V247H143ZM225 246H226V248H224ZM148 247H149V249H148ZM241 247H243L242 248L243 250L245 248V251H246V249L249 250V251H246L248 253H246L245 251H243L241 249ZM204 248H205V251H203ZM73 249H75V250L77 249L76 251L74 250L75 253L73 252ZM3 250H4L5 253L3 252ZM161 250H163V251H161ZM210 250H212V251H210ZM216 250L218 251V254H217V251ZM195 251H197V252H195ZM208 251H209V253H208ZM234 251H235V253H234ZM165 252H166V254H165ZM82 253L86 254L85 257H83V258L80 256ZM210 253H212V254L210 255ZM214 253L217 254V255L215 254V256H217V257L214 256ZM163 254H165V255H163ZM222 254L223 255L225 254V255L223 256ZM247 254H249V255H247ZM108 255H109V258H113L111 254H107V258H108ZM198 255H199V257H196ZM252 255H253V257H252ZM210 256H211L212 259H210ZM229 256H231L232 258L229 257ZM2 257H3V259H1ZM165 257H166V259H164ZM195 257H196V259H194ZM251 257L253 258V261L250 260ZM256 257H257V259H256ZM80 258L82 259V261H81ZM160 258H162V259L160 260ZM114 259H110V260L109 259H106V262L104 264H106V263H108V264H114V263L117 264V261H116L117 259L116 260H114ZM217 259H219V260H217ZM165 260H166V262H165ZM57 261H59V262H57ZM79 261H81V262H79ZM238 261H239V263H238ZM84 264H86V263L84 262Z\"/></svg>",
    "mask_w": 264,
    "mask_h": 264
}]
</instances>
